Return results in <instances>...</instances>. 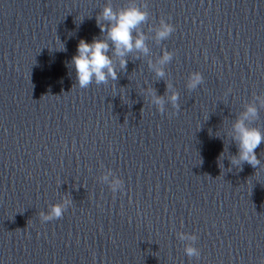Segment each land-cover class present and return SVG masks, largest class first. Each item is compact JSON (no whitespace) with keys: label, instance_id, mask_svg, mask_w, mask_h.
I'll use <instances>...</instances> for the list:
<instances>
[{"label":"clouds","instance_id":"clouds-1","mask_svg":"<svg viewBox=\"0 0 264 264\" xmlns=\"http://www.w3.org/2000/svg\"><path fill=\"white\" fill-rule=\"evenodd\" d=\"M147 5H139L129 3L126 6L114 9L111 4H106L100 14L96 18L97 26L103 38H94L91 42L81 39L77 45V53L71 59V66L75 69L77 85L81 89H86L90 84L95 82L96 85L107 84L109 79L115 81L117 77V69L114 66L113 56L119 58L120 69H126L127 59L125 57L134 51L143 54L148 53V47L145 43L147 37L140 30L141 25L148 20L149 13L146 10ZM175 31L174 26L160 19L159 25L155 29V38L158 41L166 40ZM64 50V45L61 49ZM112 55H109V52ZM172 54L168 51L163 53L160 64H164L171 60ZM158 77H163L164 72L161 68L152 65ZM203 81V77L199 73L191 74L187 87L195 89ZM171 87L170 85L168 86ZM152 96V102L163 112L164 99L157 96L154 91L149 90ZM179 95L173 93L169 100L173 107L179 109L177 101ZM175 113H173L174 115ZM259 116V111L254 104H249L245 111L237 117L232 125L231 138L236 144L237 153L230 158V164L243 170V165L247 163L254 169L261 166V160L258 158L256 149L264 143V132L259 127L251 126L252 122ZM223 153L219 157H221ZM107 180V177H104ZM121 185L119 179L112 183L113 191ZM71 201L64 199L61 203L51 205L49 210L40 213L42 222L59 219L70 206ZM196 235L180 233L179 239L197 240ZM184 253L189 257L200 256L198 248L193 244H186ZM260 264H264V259Z\"/></svg>","mask_w":264,"mask_h":264}]
</instances>
